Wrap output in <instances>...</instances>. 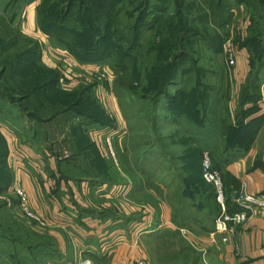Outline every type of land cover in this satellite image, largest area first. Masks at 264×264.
Returning <instances> with one entry per match:
<instances>
[{
    "label": "rangeland",
    "instance_id": "obj_1",
    "mask_svg": "<svg viewBox=\"0 0 264 264\" xmlns=\"http://www.w3.org/2000/svg\"><path fill=\"white\" fill-rule=\"evenodd\" d=\"M41 1L0 0V39L12 38L18 29L39 45L20 73L24 76L12 79L11 85L5 81L7 88L0 81V136L9 133L12 138L13 133L18 137L22 135L19 131L39 122L33 117L54 119L58 112L73 106L105 121L103 126L89 125L80 115H72L68 125H75L72 130H77L74 139H82L80 148L70 149L62 139L55 142L54 151L63 145L62 156L70 162L74 157L83 165L81 178L93 182H89L91 187L96 186L91 199L112 205L113 216L120 213L121 200L135 208L122 213L119 221L127 219L126 230L114 235L119 234L125 241L128 234L140 237L150 233L149 239H144L150 263L204 264L199 240L191 238V234H199L202 225L211 226L212 204L202 199L213 195L215 188L203 176L204 154L211 165L223 169L231 157L253 147V143H247L248 135L254 133V119L248 116V110L253 108L243 111V105L255 102L240 95L244 89L261 93L264 90V51H255L248 42L251 37H259L260 11L254 14L237 0H54L42 24L46 29L61 27L93 53L87 63L96 68L84 70L79 67L84 62L66 42L37 27ZM187 4L191 7L185 13ZM222 9H226L225 19L220 23ZM261 33L264 46L262 29ZM242 48L243 59L248 63L238 74L236 57H240ZM13 52L10 49L4 55ZM37 68L45 69L41 73L44 80L53 82L46 95L31 98L29 103L15 101L25 94L20 92L24 87L22 79ZM243 71H249L245 79ZM205 86L209 95L206 112L198 104L199 92ZM86 98L93 99L95 109L85 108ZM260 129H255L254 135ZM10 137L9 146L4 142L7 153L0 159V174H10L13 180L15 170L25 168L24 161L30 155L28 149ZM41 140L45 141L43 135ZM99 182L106 183L105 187H97ZM13 187L10 194L0 192L1 200L20 201L21 208L9 210L13 219L21 226L32 221H39L38 228L45 226L41 215L29 206L24 189L17 184ZM86 187L91 189L87 184ZM162 204L174 215L177 229L170 230L159 221ZM139 222L143 224L138 225ZM233 224L237 223H230L231 231ZM118 237L106 242L103 249L111 250L121 242ZM140 261L149 264L144 259L132 260L130 264Z\"/></svg>",
    "mask_w": 264,
    "mask_h": 264
},
{
    "label": "crops",
    "instance_id": "obj_2",
    "mask_svg": "<svg viewBox=\"0 0 264 264\" xmlns=\"http://www.w3.org/2000/svg\"><path fill=\"white\" fill-rule=\"evenodd\" d=\"M240 52V57H236L238 74L240 70H245L244 63H248L243 59L245 49L242 48ZM79 67L85 70L92 66L91 63L84 62ZM248 72H242L244 79ZM240 96L251 98L255 102L247 106L244 102L243 105V111L253 108L251 111L248 110V116L255 122L253 132L255 133L257 128L260 129L262 123L263 126L258 131V135L252 132L253 134L250 133L247 137V143L249 142L250 145L253 143V147L246 153L231 157L223 169L221 168L226 190L225 199L228 206L232 207V198L237 190L264 196V90L261 93L256 89H244ZM239 101L242 102V99ZM57 114L54 119L40 120L27 130L19 131L18 133L22 135L19 134L18 137L12 133L15 143L28 149L30 156L24 161L25 168L15 170V178L6 186L4 192L10 194L15 184L24 189L29 206L41 215L45 226L40 225L38 228L39 221H32L31 224L23 227L16 220L11 225L13 231L2 232L3 236L0 237V264H79L82 260L89 261V264H126L135 259L148 261L150 257L144 243L149 239L150 233H144L140 237L128 234L129 236L124 238L125 241L122 240V236L118 237L123 229L126 230L125 226L128 222L127 219L119 221L123 218L122 213L127 214L130 208L132 210L135 208L121 200L120 213L113 216L110 211L114 209L112 205L108 207L101 199H91L90 193L96 186L91 187L93 182L89 181L91 182L89 183L81 178L84 175L83 165H79L74 157L72 162L67 159L68 157H63L61 154L63 145L59 151H54L53 147L57 140L63 139L64 143L67 141L70 149H77V146L80 148L81 144V141L74 139L77 130L73 131L72 127L75 125L71 127L68 125L70 114L65 111ZM117 126L120 127L118 123ZM92 129L95 130L96 127ZM50 132L55 135L52 136ZM41 135L45 144L41 140ZM3 136L8 143L11 135L4 133ZM86 184L91 189L87 190ZM95 185L101 188L105 187L106 183L99 182ZM86 191L87 193L89 191V194ZM83 194L85 198L81 199L80 195ZM6 203L8 211L10 209L13 211L15 206L21 208L18 200L6 201ZM96 208L100 211H95ZM102 208L105 211H102ZM158 210L159 221L161 220L165 227L170 230L178 228L177 220L167 205H160ZM185 223L184 220L182 225ZM142 224L139 222L138 225ZM209 224L210 227L202 225L198 235L191 234L192 239L199 240L204 264H264L263 215L253 214L246 221L233 224L232 231L227 234L225 241L222 240L221 234L212 235V220ZM22 229L24 231L17 236ZM114 233L119 234L114 235ZM116 237L121 239V242L109 251L104 250L105 243ZM148 263L157 264L149 261Z\"/></svg>",
    "mask_w": 264,
    "mask_h": 264
},
{
    "label": "trees",
    "instance_id": "obj_3",
    "mask_svg": "<svg viewBox=\"0 0 264 264\" xmlns=\"http://www.w3.org/2000/svg\"><path fill=\"white\" fill-rule=\"evenodd\" d=\"M54 0H42L41 4L37 10V27L41 30H43V32H45L46 34H49L51 37H53L56 40L62 41V42H66V46L68 48H71V51H73L74 53H76V55L80 58V60L82 62H87V58H90L92 56L93 53L87 51L84 47L81 46V44L79 45L77 43V37L73 36L71 37V35H69V33H66L67 31H65L64 29H62L60 27V29H46L44 27V25L42 24V20L44 15L47 12L48 7L50 6V4L53 2ZM183 3V1H181ZM181 2H179L180 4H182ZM237 2L243 3L245 6H248L252 12L255 14L256 12L260 11V23H259V32H258V36H262L259 35L261 33V29L262 32L264 31V0H237ZM220 6V4H219ZM191 7L190 4L186 5V9H185V13H187V11L189 10L188 8ZM225 10L226 9H222V17L220 19V23L224 22L225 19ZM100 14H102V12H99ZM103 14H106V11L104 10ZM262 34V33H261ZM12 38L8 37L7 39H0V57L4 56L1 60H0V81H2V83L5 85V88H7L5 81L11 85L12 79L15 80V78L18 77H22L25 74H20L22 71H25V67L26 64L29 63L30 59L33 57V55L37 52L38 50V43L36 41H34L33 39L22 35V33L17 29L16 31H14V34L11 36ZM258 37H251L248 39V42L253 46L254 50L257 51L259 50H263L264 51V46L261 45V39ZM101 52H104V46L101 47ZM10 49H14V52L8 56H5L4 54L8 52V50ZM100 54V52L98 53ZM17 62H16V61ZM16 66H15V63ZM118 64V63H117ZM13 66L12 71L10 72V74H8V69L10 67ZM118 65H121V63H119ZM122 67V66H121ZM43 71H46L43 68H37V69H33L32 71L29 72V74H27V78L22 79L23 83L21 84L22 86H24L23 88H21L22 94L21 96H19V98L15 99V101H25L27 103L30 102L31 98H39L41 99L43 96L46 95V91L48 90L49 86L53 84L52 81H50L51 79L45 81L43 78ZM42 73V75H41ZM202 75V74H201ZM162 82H165V80H162ZM52 82V83H51ZM19 85V84H18ZM244 89V88H243ZM158 94H161L158 93ZM69 98V96H68ZM79 99V97H78ZM88 101L87 103V107L85 108H89V109H95V105H94V101H92L93 99L89 100L88 98H86ZM77 101V100H76ZM201 107V109L203 111L206 112V110L209 107V95H208V87L205 86L200 92H199V103H198ZM74 105V104H73ZM72 105V106H73ZM34 107V105L31 104V108ZM28 109V106L27 108ZM68 110V111H67ZM64 111V110H63ZM65 111H67L70 116L72 115H80L81 120L85 121L86 124H99V125H105V121L102 122L101 119H97L98 117H93L88 111H81L79 108H75L74 106L71 108H67L65 109ZM183 111V110H180ZM32 114V113H31ZM34 120L40 121L42 119H38V117L36 118H32ZM1 134V133H0ZM3 136H0V159H2V156L5 158L6 156V145H5V140H2ZM4 139V138H3ZM82 139L79 138L78 142L81 141ZM3 152V153H2ZM3 158V159H4ZM216 165V163H215ZM220 166V165H219ZM219 166H214L211 165L210 169L211 170H217L220 172L221 175V179L223 182V186L225 187V183H224V178L223 175L221 174V168ZM12 181L11 175L9 174L8 176L4 177L3 175L0 174V192H3L4 189L6 188V186H8ZM213 187V186H212ZM214 190V187H213ZM239 190L236 191V193ZM214 192V191H213ZM202 200H207L208 202H211V206L212 209L209 210L210 212V219L213 221L215 220V217L218 216L220 214V206L218 201L216 200V194L215 192L213 193V195H204ZM7 203L4 200L0 199V237L3 236V233H8L13 231V229H11V225L14 224V222H16L15 220L12 219V216L9 214L8 209L6 208ZM225 206L227 207L228 210H233L234 208L232 206H228V203L226 202L225 199ZM3 217V218H1ZM183 218L186 219V216ZM13 228V226H12ZM213 229V226H212ZM3 232V233H2Z\"/></svg>",
    "mask_w": 264,
    "mask_h": 264
},
{
    "label": "built area",
    "instance_id": "obj_4",
    "mask_svg": "<svg viewBox=\"0 0 264 264\" xmlns=\"http://www.w3.org/2000/svg\"><path fill=\"white\" fill-rule=\"evenodd\" d=\"M232 62V61H231ZM204 170L203 176L208 181L211 182L215 188L216 200L221 206L220 214L215 220V231L213 234H228L231 232L230 223H242L250 215L254 213H259L264 216V196L253 195L244 192L236 193L232 198L233 204L236 208L233 210L226 209L225 197H224V186L221 179L220 172L217 170H211V164L208 161V157L204 154L203 162ZM227 237H223L222 240H226ZM82 264H89L88 261ZM130 264V263H126ZM135 264H145L143 261L136 262Z\"/></svg>",
    "mask_w": 264,
    "mask_h": 264
},
{
    "label": "water",
    "instance_id": "obj_5",
    "mask_svg": "<svg viewBox=\"0 0 264 264\" xmlns=\"http://www.w3.org/2000/svg\"><path fill=\"white\" fill-rule=\"evenodd\" d=\"M182 36H183V34L181 33L179 36L178 42H177V45H178V51L177 52H180V42H181Z\"/></svg>",
    "mask_w": 264,
    "mask_h": 264
}]
</instances>
